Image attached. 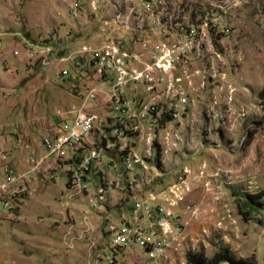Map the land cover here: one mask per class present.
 Listing matches in <instances>:
<instances>
[{
  "label": "rangeland",
  "instance_id": "374dc122",
  "mask_svg": "<svg viewBox=\"0 0 264 264\" xmlns=\"http://www.w3.org/2000/svg\"><path fill=\"white\" fill-rule=\"evenodd\" d=\"M263 84L264 0H0V264H186L222 248L264 264ZM80 112L123 128L88 194L65 161L40 163L43 137ZM122 151L143 166L124 171ZM162 221L161 253L132 238L158 241Z\"/></svg>",
  "mask_w": 264,
  "mask_h": 264
},
{
  "label": "built area",
  "instance_id": "2783aa9c",
  "mask_svg": "<svg viewBox=\"0 0 264 264\" xmlns=\"http://www.w3.org/2000/svg\"><path fill=\"white\" fill-rule=\"evenodd\" d=\"M189 36L192 37L191 35ZM192 39H187L182 47L176 48V53L174 50L162 47L159 55H165L168 58L171 55H183L189 48L188 45L192 44ZM169 59L167 60L166 58V63L161 66L163 69H169L171 62ZM103 122V119L97 115L84 112H80L75 115L70 123L60 121L59 125L53 130V132L42 139L43 157L40 160V163L42 164L46 162L47 169H58L57 161H65V166L70 165L68 169L65 167L68 185L73 188L75 187V184H82L83 192L88 194L90 189L88 186V183L90 182L89 175L95 171L96 167L108 166V168L112 169V159L110 161H106L104 165L102 163V157L107 155L111 146V142L109 141H113L112 139L118 137V135H121V137L123 136V128L118 123H114L111 129L106 130L102 127L104 126ZM100 127L105 129L107 133L102 132L101 141L97 142L95 133H98L97 131L100 130ZM72 147H79L78 156H69V149ZM120 161L123 165L122 167H124V171L126 172L134 171L136 168L143 166V161L138 158L137 155L130 152L122 151L120 153ZM40 163H38L37 167L41 166ZM47 169H45V171H47ZM121 181V175L111 179L100 178L96 185L97 192L94 197L102 200L104 198L103 193L107 190L112 191L113 189L120 188ZM18 182L22 184L23 179L19 178ZM13 183L14 179L8 177L7 185L10 186ZM128 183L129 187H135L137 185L133 179L128 181ZM173 188L175 189L174 186ZM132 204L135 213L142 211L145 217H151V207H149L145 201L138 200L134 196ZM160 227L161 238L158 241L146 238L141 233V229L136 228L132 231V233H130L132 238L139 241L140 244L147 248L150 253H161L163 248L167 245V239L171 235V230L167 221H162L160 223ZM151 236H153V234H151ZM132 238L125 237L122 241H120L129 242Z\"/></svg>",
  "mask_w": 264,
  "mask_h": 264
},
{
  "label": "trees",
  "instance_id": "16d2710c",
  "mask_svg": "<svg viewBox=\"0 0 264 264\" xmlns=\"http://www.w3.org/2000/svg\"><path fill=\"white\" fill-rule=\"evenodd\" d=\"M261 109L264 114V84L258 94ZM254 195H250L252 199ZM256 264L252 258L237 257L230 249L222 248L216 251L210 258L203 253L191 252L186 255V264Z\"/></svg>",
  "mask_w": 264,
  "mask_h": 264
},
{
  "label": "bare ground",
  "instance_id": "6f19581e",
  "mask_svg": "<svg viewBox=\"0 0 264 264\" xmlns=\"http://www.w3.org/2000/svg\"><path fill=\"white\" fill-rule=\"evenodd\" d=\"M58 162V161H57Z\"/></svg>",
  "mask_w": 264,
  "mask_h": 264
}]
</instances>
